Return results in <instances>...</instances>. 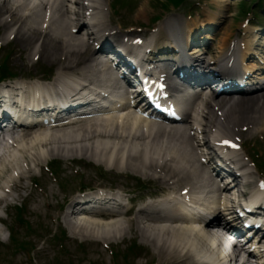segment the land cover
Returning a JSON list of instances; mask_svg holds the SVG:
<instances>
[{"label": "bare ground", "instance_id": "6f19581e", "mask_svg": "<svg viewBox=\"0 0 264 264\" xmlns=\"http://www.w3.org/2000/svg\"><path fill=\"white\" fill-rule=\"evenodd\" d=\"M152 1L153 0H145L143 7H140V12H146L150 9ZM219 1L224 2L226 0ZM74 3L78 5L73 11V16H75V18L72 19L67 16V9L65 7L64 0H44L39 3H35L34 0H0V26L4 29H15V31L9 36L11 38V42H18L20 49L29 48L35 43V41L40 42L37 47L34 46L35 52L27 54L26 61L32 65L38 58L41 57L45 61L49 60L54 62L58 67L59 78L53 79L54 82L52 84H44L43 82H40L41 80L34 81L30 84H22L23 86H29V90L26 88L21 90L20 87L15 86L14 84H8L11 89L17 90L13 91V93L22 101H42L43 97L45 99H53L54 97L60 96L58 91H56V88L62 86L65 87V90L63 91L65 100H68L71 104L81 102L82 104L79 108L86 107L87 109L89 108V105H87L88 102H85L90 101V99H81L80 96L77 95L83 92L90 93L89 95H91L93 94V90H95V88H105V84L101 80L96 79L93 81L94 76H98L101 73L102 68L99 66V63L90 60L91 54L86 45L89 40H92V42L100 45L98 47V50H100L101 46H103L102 49H104L108 47V44H111V40H108L106 35L103 34V31H105V24L103 18L100 16L103 15L101 12L103 0H74ZM137 15L140 16V14ZM203 26L204 25H202V27ZM82 27L87 34V39H84L82 34L76 35L78 30ZM168 27L169 29L166 30V36L165 34H162L161 31L159 32V36L163 38V45H166L167 47L172 46L173 49L175 47L182 49L183 38L185 39L184 44L190 46L192 49L193 38L197 36L193 29L192 32L185 33L183 28L181 31L178 30L175 23L168 24ZM73 28L76 29V32L72 31ZM258 30L259 28L245 35L243 39L245 40L244 45L249 48L253 44L256 48L255 53H259L264 59V34L260 35L257 32ZM9 33L10 32H7V34ZM186 38L188 39L186 40ZM226 41L227 38L220 40L218 47L222 48ZM8 42L9 40L6 43ZM157 44L158 43L152 42L150 46L152 49L156 50L157 48H160V46H155ZM7 47L8 46L4 47L3 45H0V49ZM193 49L192 52H194ZM20 58L22 60L24 58L22 53L20 54ZM15 59L16 57L12 55L11 60L14 61ZM171 60L172 59H167L165 61L170 62ZM245 65L246 71L254 73L253 64ZM137 67L138 63L136 61V68ZM76 71L81 75V77H84V79L80 78L81 81H83L80 86L73 88L74 83H65L61 81L63 74L66 72ZM68 79L70 80L71 77H68ZM75 90L77 91L75 92ZM34 91H41L42 94L34 97L32 96ZM50 91L52 92L51 95L49 94ZM29 93L32 95L30 96ZM210 99L212 102L216 99V97ZM217 101V105L220 103L227 105V108L222 109L221 115L214 116L215 114H213V109L211 108L213 106L207 107L211 104L209 100L207 102L208 104L203 106L202 109L198 107L197 116L194 118V121L198 122L195 127L196 132L203 134V144H206L208 140V126L212 135H221L218 138L229 137L227 135H222L219 129L225 127L224 125H230L234 121V118L236 116L238 117V113L243 114L241 110H248V118H251L255 123L254 124L249 120L252 124H264V121H261L264 120V114H258L259 116H257V111L255 109V105L264 106V93L250 99L237 98L235 100H230L229 98H222L220 100L217 99ZM49 108V106L46 108L42 107L41 110L48 111ZM222 115L224 116L223 120L221 119ZM141 125H149V123L139 120L133 115L130 116L120 114L119 116L112 118L111 121L105 120L103 122H95L93 124H88L83 129L79 128L82 131H79L78 129L73 130V128L68 127L50 131L34 129L37 126L29 128L30 130L24 129L21 131L18 138H14L11 145L12 148H5V152L0 155V180H3V177L7 172L13 171L15 165L16 167L22 165L20 157L13 156L17 152L21 153L23 156L22 161L24 163L28 164L30 159H34V164L36 166H41V160L37 158L38 156L40 157V154L37 152L31 153V151L42 150L46 145L44 143L45 141L49 144L51 152L62 154L68 158H73L72 154L75 151L81 153L82 156L85 154L87 155L86 147L82 145V140L79 139V137H84L86 140L94 141L95 145L101 146L105 151L111 150L109 147L112 144L113 138H115L121 143L129 144V151L119 150L115 155V161L118 163L115 168L118 170H121V168L133 170L134 172L162 170V172L166 171L171 173L172 176L185 175L189 180H192L190 185H194V187H197L200 190L206 189L208 191L216 192H220L222 190L218 186V182L209 176V167L202 164H198V168L195 167L194 161L197 159L196 149L200 143L198 142L195 146L193 144V137L189 133L186 134L184 129L178 132L180 135L179 140L174 136L168 138L165 137L164 139L166 143H159L161 145V149L159 151L155 144H152L150 148H148L145 144L139 151L132 150V147L136 142H140L150 135V129L143 133L141 128H147ZM150 128H154V126L150 124ZM171 130L178 131L177 128H171L170 131ZM226 130L228 135H231V132L233 133V131L230 132L228 129ZM213 139L217 140L216 137ZM17 146L19 147L17 148ZM207 148L208 150L205 154L207 159L211 160L215 155L209 150V146H207ZM123 149L125 150V147H123ZM89 150L91 152L90 156H100L99 154H96V150ZM160 151L163 152V157H160ZM134 152H139L141 154V160L147 163L146 165L148 166L141 164L140 167H135L133 162L137 160V155H135ZM26 154H30L31 158H29ZM148 154H151V156H147ZM110 158L111 156L109 159ZM238 160L239 158H237V161ZM241 163H244L242 162V159L237 162L236 165L241 166ZM27 171H29L28 167L19 174H15V176L9 175L6 180H11L12 182L17 183L19 180H23L25 178ZM248 173L249 172H245V175ZM238 181L241 182L242 185H245L246 183L243 179H239ZM231 182L233 186L238 185L235 178L232 179ZM3 185V182L0 181V189ZM11 187L12 189H16L24 186L20 183L12 184ZM261 188L263 190L261 192L256 191L255 193L249 195L244 194V201H250L263 197V184ZM205 198H208V195ZM92 199L95 200V206H98V203L104 205L109 200V198ZM2 202L6 203L4 209L6 213H9L8 207L13 204L14 198L8 199V194L0 195V203ZM205 206L206 208H209L207 204H205ZM78 208L81 209V206ZM83 213H85V211H73L70 215H75L74 220L72 222L71 220L67 221L70 226L75 227L73 229V233H79L81 236L83 233H90L87 230H91L99 234H117L128 232L131 228H133L132 220L125 219V222H123L120 219H93L82 215ZM118 214L122 215L120 211H118ZM147 216L148 214L145 213V218H147ZM217 218L218 214L215 215V220ZM2 221L5 227L9 230V222L0 218V222ZM182 221L186 222L187 220ZM195 221L200 223V220L195 218L190 220V224L167 227L155 226L145 222H139V220H136L135 222L136 228L140 232L142 238L146 242L151 243L154 247L155 252L159 256V264L226 263L228 261L227 254L221 251L222 246L220 245L219 240L206 229L204 230L201 229L200 226L191 224ZM209 223L210 221H206L205 225L208 226ZM77 228L83 232L77 231ZM214 247L216 249H214ZM238 260L239 259L236 257L235 261L237 262Z\"/></svg>", "mask_w": 264, "mask_h": 264}, {"label": "rangeland", "instance_id": "374dc122", "mask_svg": "<svg viewBox=\"0 0 264 264\" xmlns=\"http://www.w3.org/2000/svg\"><path fill=\"white\" fill-rule=\"evenodd\" d=\"M163 3H157L156 0L151 2V8L146 12H140V7H143L145 0H120L116 3L115 0H104L101 9L103 11V16L105 19H109L110 24H116V26L130 30L133 34H146L147 36L156 33L155 28L160 25L154 24L155 16H159L164 21L166 18L169 20H179L181 24L191 25L194 22L211 21V16H217L219 13H223L225 20L232 19V25L243 24L246 16H252L253 14H246L240 10L241 3L251 2V0H244L243 2H238V0H230L226 6H222L224 11H221L220 7L217 6L212 0H180V2L171 3L170 0H161ZM182 3V4H181ZM181 4V5H180ZM180 5V6H179ZM191 7L194 11L186 12ZM255 6L254 8H256ZM101 11V12H102ZM259 12V9L257 10ZM137 14H140L138 16ZM229 14V15H228ZM250 25L255 26L257 24L256 20L250 19ZM248 23V24H249ZM7 31L14 32L15 29H4L0 26V44L4 46L5 40L8 38ZM40 42L35 41L29 48L20 49L19 43L12 41L6 49H1L0 52V62L7 61V55H9V62L7 63L10 69L16 72L17 75L23 77L22 75L36 74V75H46V77L55 73L57 65L51 61H45L41 57L37 59L32 65L26 61L28 53L35 52L34 46L37 47ZM15 52L13 54V50ZM23 55V60L20 58V54ZM5 54V55H4ZM16 57L14 61L10 58ZM43 73V74H42ZM21 74V75H20ZM257 111V116L264 114V106L255 105ZM243 114L238 113V117L234 118L232 124H230V130H233L239 134L236 138H240L243 141L244 148L249 152V148H254L264 152V124H257L252 121L249 117L248 110H241ZM259 114V115H258ZM252 121V124L250 121ZM260 120V119H259ZM264 121V120H261ZM92 124V123H90ZM88 124L83 125L84 127ZM225 129V128H224ZM229 129V128H228ZM89 144V143H88ZM33 151V150H32ZM35 152L42 154V172L39 168L31 162V172L30 175L24 180L25 185H29L31 179H35L39 182H45L48 185V190L54 192L57 195L55 199V210L56 213L47 212L45 207L39 204L38 198H30L26 189L16 188L12 189L8 187L7 192L1 191L0 194H8V199L14 198L15 206L9 207V215L7 220L9 221L13 236H15L17 241H27L29 240L23 248L12 243L10 240L7 241L8 245L4 248V245H0V264H149L158 263L157 253L151 243L143 240L139 233L131 228L126 234L117 233L116 235H106L100 236L99 234H89L85 238L81 235L72 234L70 232L66 233L72 234L75 237L69 244V247L65 244V247H60L55 244V237L52 235L56 232V237L58 239H63V229L60 223H62V212L59 210L58 206L63 202V200L76 199L77 193H69L61 190L56 183L51 182V180L46 176L45 167L48 165L45 163L43 165L44 154L50 157L53 152L50 151L49 146H44L42 150H36ZM18 153V152H17ZM15 153V154H17ZM79 152L75 151L72 155H78ZM81 155V154H80ZM245 156V154H243ZM30 156V154H29ZM264 160V153H262ZM61 157V156H60ZM58 156H52L50 159L55 158L60 160L61 169H66L68 174H73L74 169L80 167V171H84L87 176L86 183L102 186H110L115 188L120 181L119 176L115 173V168L109 169V167H99L93 163H87L85 161H92L93 157L87 154L86 159L82 156L73 160H68L67 158H60ZM83 158V159H82ZM107 159V151H104V156H101L99 160L101 162ZM50 161V160H49ZM83 163L89 165L88 168H84ZM111 164L114 163L111 161ZM1 167V164H0ZM24 168L23 163L20 169ZM93 168L100 169V177H96ZM20 169L15 170L18 172ZM124 170V169H123ZM259 170L264 172V166H260ZM65 171V172H66ZM125 171V170H124ZM251 175L257 177L256 172L253 167L249 168ZM13 172H7L6 177L11 175ZM32 173V174H31ZM135 176L125 178L126 186L137 185L144 177L136 175L134 172H129ZM14 174V173H13ZM64 174V173H63ZM251 180V178H250ZM3 181V180H2ZM129 182V183H128ZM119 187V186H118ZM24 194L28 198H21ZM65 196V197H63ZM36 199V200H35ZM49 214H54L53 220H50ZM17 215L25 218L27 222L20 223L17 220ZM61 215V216H60ZM0 216L4 217L3 207H0ZM17 230V231H16ZM16 231V232H14ZM33 232L29 239L27 237L29 232ZM7 238V231L0 232V239L5 241ZM48 239H51L50 241ZM80 244H79V242ZM66 243V242H65ZM83 244V245H82ZM33 245V247H30ZM106 245L108 248H106ZM134 250L138 249L136 253L131 252V247ZM135 246V247H134ZM26 250V251H25ZM30 250V252H28ZM111 251H114L113 253ZM116 253V255H115ZM136 254V255H135ZM139 255V256H138ZM144 257H149L143 259ZM142 260V261H141Z\"/></svg>", "mask_w": 264, "mask_h": 264}]
</instances>
